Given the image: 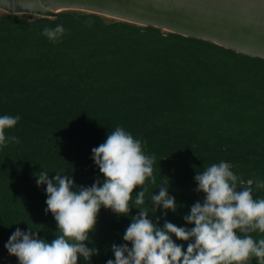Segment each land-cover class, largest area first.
I'll return each instance as SVG.
<instances>
[{"label": "trees", "instance_id": "obj_1", "mask_svg": "<svg viewBox=\"0 0 264 264\" xmlns=\"http://www.w3.org/2000/svg\"><path fill=\"white\" fill-rule=\"evenodd\" d=\"M57 25L65 33L52 42L42 32ZM3 115L20 120L5 130L19 143L0 146V264H19L5 247L17 228L56 238L36 174L69 175L77 186L102 183L92 149L117 126L156 157V184L146 181L142 207L161 227L165 219L194 227L184 216L205 196L194 178L213 163H228L241 179L264 180V58L152 25L77 9L46 16L0 9ZM165 181L177 202L167 217L151 202ZM253 189L254 198H264V189ZM130 206L128 215L101 208L85 241L99 254L80 256L78 264H106L115 259L113 244L131 246L123 234L140 209ZM248 234L264 238L259 230ZM173 239L186 251L189 241Z\"/></svg>", "mask_w": 264, "mask_h": 264}, {"label": "clouds", "instance_id": "obj_2", "mask_svg": "<svg viewBox=\"0 0 264 264\" xmlns=\"http://www.w3.org/2000/svg\"><path fill=\"white\" fill-rule=\"evenodd\" d=\"M64 33L63 25L45 27L42 32L52 42ZM19 120V115L0 116V146L19 143L18 137L5 134ZM92 153L103 174L102 183L97 179L91 186H77L69 175L57 173L50 178L46 170L36 174L37 184L46 185L45 213H52L58 231L49 242L31 226L27 231L17 228L5 247L19 264H78L80 256L90 261L99 249L89 248L85 241L96 228L101 208L128 215L131 203L140 209L123 234V240L131 246L113 244L115 259L106 264H248L253 257L264 264V238L257 241L248 234L257 230L264 233V198L253 195V184L264 189V180H244L230 170L228 163H213L194 178L198 184L195 191L205 194L203 201L195 202L184 216L194 227L177 226L167 219L161 227L160 217L154 223L148 208L142 207L148 192L146 181L156 184L155 155H146L141 140L119 126ZM137 186L142 190L133 201ZM159 189V194L151 195L152 207L154 213L162 207L167 217V210H177L176 198L169 194L167 181ZM173 235L189 241L186 251Z\"/></svg>", "mask_w": 264, "mask_h": 264}, {"label": "water", "instance_id": "obj_3", "mask_svg": "<svg viewBox=\"0 0 264 264\" xmlns=\"http://www.w3.org/2000/svg\"><path fill=\"white\" fill-rule=\"evenodd\" d=\"M0 9L44 16L85 10L264 58V0H0Z\"/></svg>", "mask_w": 264, "mask_h": 264}]
</instances>
